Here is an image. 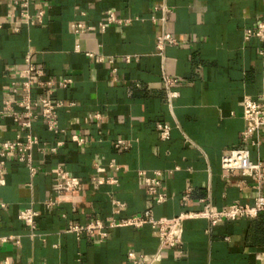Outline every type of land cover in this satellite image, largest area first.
I'll return each mask as SVG.
<instances>
[{"label":"crops","instance_id":"crops-1","mask_svg":"<svg viewBox=\"0 0 264 264\" xmlns=\"http://www.w3.org/2000/svg\"><path fill=\"white\" fill-rule=\"evenodd\" d=\"M164 5L171 9L165 23ZM41 10L43 24L35 17ZM262 20L264 0H36L26 11L0 0V149L17 138L39 141L32 150L35 175L17 157L3 167L0 238L12 239L0 243V263L131 264L129 252L152 257L160 249L150 225H117L104 238L77 237L68 227L95 220L120 224L146 212L172 219L202 210V200L216 209L253 205L264 182L258 191L253 177L226 172L221 159L247 148L253 161H264V146L242 141L243 100L260 99L264 86V42L244 35ZM78 23L94 29L76 33ZM164 30L177 44L167 45L162 59L157 37ZM28 55L44 71L43 78L34 75L32 98L51 95L65 104L59 112L63 133L42 121L28 129L18 118L14 88L22 89L17 78ZM164 73L178 93L171 105ZM40 80L71 83L61 88ZM160 124L171 126L169 140L161 139ZM76 135L85 143L73 141ZM58 167L81 189L67 192L59 208H48L45 203L57 196ZM155 172L161 173L163 203L145 184ZM117 201L125 207L117 208ZM30 208L40 213L35 230L18 218ZM182 242L162 250L159 264H264V211L215 226L187 220Z\"/></svg>","mask_w":264,"mask_h":264},{"label":"built area","instance_id":"built-area-1","mask_svg":"<svg viewBox=\"0 0 264 264\" xmlns=\"http://www.w3.org/2000/svg\"><path fill=\"white\" fill-rule=\"evenodd\" d=\"M36 0H13V5L22 10H27L30 5ZM162 11L165 17L162 19L163 23L166 22V14L171 12V9L164 5ZM27 20L31 17L26 12L23 14ZM36 19L39 24L44 23L45 13L43 10L36 14ZM109 22H115V18L110 16ZM2 26L0 25V28ZM101 30L106 29V24L101 22L99 24ZM93 27H87L85 24L78 23L76 26V33H83L89 30H93ZM15 33L20 31L19 27L13 29ZM244 38L246 41L255 38L260 42H264V20H262L255 29H249L245 32ZM177 41L172 34L165 30L157 37V51L158 55L164 59V49L167 45H176ZM93 57L92 53L88 54ZM264 56V50L261 52ZM128 62H131L133 57L127 58ZM104 58L99 57V62H103ZM39 78L44 77V71L36 69L32 62L30 55L26 58V68L21 72L17 80L21 83V91L14 88V95L16 97V103L20 108L19 120L25 128H31L35 122L42 121L47 129L53 133H63V130L59 126V112L65 107V104L60 101L53 100L52 96L40 97L36 100L32 98V88L36 84L34 75ZM163 82L168 92V98L171 101L178 97L177 92L171 91V87L175 84V80L165 73L163 74ZM42 86H58L61 88H67L71 80L63 81H47L44 83L39 81ZM8 106L11 102L7 103ZM243 119L246 123L245 130L242 133V141L245 144H249L255 148H261L264 146V86L262 96L260 99H254L247 96L243 100ZM158 130L162 140H169L171 136V126L168 124L158 125ZM72 140L79 145L85 143V140L79 138V136H72ZM63 142L58 143L59 147ZM119 146L123 145V142H119ZM39 146V141L36 137L27 136L23 140L17 138L14 141L2 142L0 149V185L4 184L3 167L9 158L17 157L18 160L25 164L31 175L36 174V168L33 166L32 150L34 147ZM57 147L52 149V152L57 151ZM251 151L247 148L233 149L226 152L221 159L222 168L226 172L238 171L242 177H253L257 181L258 191L262 189V183L264 182V161L259 159L256 162L251 158ZM111 166L117 168L116 163L113 161ZM98 171H101L98 168ZM57 177V196L46 202L48 208H59L64 202V195L69 191L80 190V184L73 178V176L62 167H58L56 170ZM161 173L155 172L152 176L145 178V184L149 193L155 198L157 203H163L166 201L165 195L159 192L161 187ZM116 182V180H112ZM184 204L189 202V195L186 194L183 198ZM203 208L198 212H182L179 216L172 219H156L150 212H146L143 216L134 217L126 220H122L120 224L115 222L105 224L100 220L88 222L86 224H71L68 227L67 232L75 234L77 237L83 235L88 236H100L106 237L107 230L117 225L124 227L142 228L145 225H150L155 230L160 239V249L158 253L152 257L145 255H138L135 252H129L128 259L131 264H159L161 261V252L167 248H177L183 245L182 235L184 232V223L187 220L203 219L207 220L212 226L223 223L227 220H239V219H253L256 218L261 212L264 211V193L258 195L253 205H245L240 202H236L228 207L222 209H216L208 200H202ZM117 208L125 207V204L121 202H115ZM5 208V205H2ZM40 213L32 208L23 210L20 212L18 218L29 226L32 230H35L37 220ZM12 238H0V243H5ZM20 244V240H17ZM0 264H8L7 261H3Z\"/></svg>","mask_w":264,"mask_h":264}]
</instances>
